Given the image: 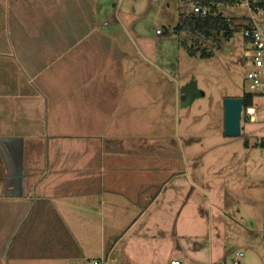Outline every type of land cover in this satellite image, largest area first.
<instances>
[{
	"label": "crops",
	"instance_id": "0c3cea01",
	"mask_svg": "<svg viewBox=\"0 0 264 264\" xmlns=\"http://www.w3.org/2000/svg\"><path fill=\"white\" fill-rule=\"evenodd\" d=\"M124 2L0 0V264L226 259L171 142L186 99Z\"/></svg>",
	"mask_w": 264,
	"mask_h": 264
},
{
	"label": "rangeland",
	"instance_id": "374dc122",
	"mask_svg": "<svg viewBox=\"0 0 264 264\" xmlns=\"http://www.w3.org/2000/svg\"><path fill=\"white\" fill-rule=\"evenodd\" d=\"M123 5L141 16L137 24L146 40L158 46L164 82L181 87V102L186 99L188 109L181 107L180 125L176 119L171 142L187 154L194 172L193 201L205 209L196 206L194 210L198 228H211L214 248L225 253L228 263L242 251L243 264H264V148L260 146L264 139V88L248 90L252 62L245 58L242 32L223 40L212 58L191 57L174 32L179 11L192 10L189 0H125ZM219 12L234 19L236 25L243 24L248 15L244 2L221 5ZM157 31L163 35L158 36ZM246 94L253 97L257 117L250 121L243 112L242 135L226 136L225 101ZM186 131L190 136L186 137ZM206 184L211 187L208 194L202 189Z\"/></svg>",
	"mask_w": 264,
	"mask_h": 264
},
{
	"label": "trees",
	"instance_id": "16d2710c",
	"mask_svg": "<svg viewBox=\"0 0 264 264\" xmlns=\"http://www.w3.org/2000/svg\"><path fill=\"white\" fill-rule=\"evenodd\" d=\"M182 2V0H180ZM191 4H199L208 8L210 14L203 16L191 10L186 13L179 11V18L174 32L179 36L180 45L191 57L209 59L214 56L215 48L219 47L223 40L231 39L237 32H243L249 26V19L244 17L241 25H236L234 19L225 17L219 12V6H236L244 0H189ZM254 8L264 9V0H251ZM244 109L253 107V97L246 94ZM249 146L248 144L246 145ZM262 146V145H260Z\"/></svg>",
	"mask_w": 264,
	"mask_h": 264
},
{
	"label": "built area",
	"instance_id": "2783aa9c",
	"mask_svg": "<svg viewBox=\"0 0 264 264\" xmlns=\"http://www.w3.org/2000/svg\"><path fill=\"white\" fill-rule=\"evenodd\" d=\"M244 4L248 9L247 18L249 19V26L242 32L244 40L246 42L245 58L251 59L252 67L247 73V85L249 92H259L264 88V9L254 8L251 0H244ZM192 9L195 13L207 16L210 14L208 8L202 7L197 3L192 5ZM158 34H162L161 31H157ZM243 112L247 114L250 121H254L257 117L256 108H243ZM260 145L264 148V139ZM245 254L242 251L235 253L231 263L225 259L221 264H243ZM89 264H103L101 261L93 260ZM172 264H181L179 261H175Z\"/></svg>",
	"mask_w": 264,
	"mask_h": 264
},
{
	"label": "water",
	"instance_id": "95a60500",
	"mask_svg": "<svg viewBox=\"0 0 264 264\" xmlns=\"http://www.w3.org/2000/svg\"><path fill=\"white\" fill-rule=\"evenodd\" d=\"M243 98H229L225 101V134L229 137L242 135Z\"/></svg>",
	"mask_w": 264,
	"mask_h": 264
}]
</instances>
